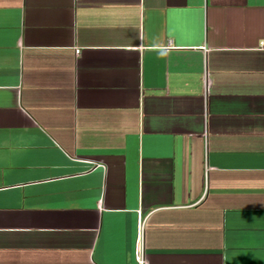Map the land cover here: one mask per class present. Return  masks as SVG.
I'll list each match as a JSON object with an SVG mask.
<instances>
[{
	"label": "crops",
	"instance_id": "obj_1",
	"mask_svg": "<svg viewBox=\"0 0 264 264\" xmlns=\"http://www.w3.org/2000/svg\"><path fill=\"white\" fill-rule=\"evenodd\" d=\"M139 221L264 264V0H0V264H137Z\"/></svg>",
	"mask_w": 264,
	"mask_h": 264
},
{
	"label": "built area",
	"instance_id": "obj_2",
	"mask_svg": "<svg viewBox=\"0 0 264 264\" xmlns=\"http://www.w3.org/2000/svg\"><path fill=\"white\" fill-rule=\"evenodd\" d=\"M74 53L78 55L79 51L75 50ZM210 85L208 75L206 73L203 74V88H204V94L207 92V89ZM143 226L144 221H139L138 227H137V242H136V248H135V260L137 264H146L145 258H144V246H143Z\"/></svg>",
	"mask_w": 264,
	"mask_h": 264
}]
</instances>
